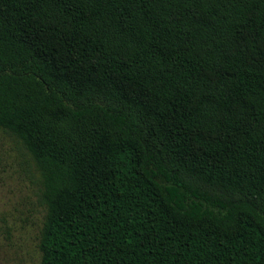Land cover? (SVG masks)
<instances>
[{"label":"trees","instance_id":"trees-1","mask_svg":"<svg viewBox=\"0 0 264 264\" xmlns=\"http://www.w3.org/2000/svg\"><path fill=\"white\" fill-rule=\"evenodd\" d=\"M0 129L40 264H264V0H0Z\"/></svg>","mask_w":264,"mask_h":264},{"label":"rangeland","instance_id":"rangeland-1","mask_svg":"<svg viewBox=\"0 0 264 264\" xmlns=\"http://www.w3.org/2000/svg\"><path fill=\"white\" fill-rule=\"evenodd\" d=\"M27 161L19 144L0 129V264H40L42 218Z\"/></svg>","mask_w":264,"mask_h":264}]
</instances>
